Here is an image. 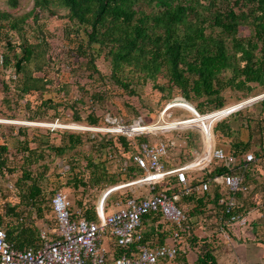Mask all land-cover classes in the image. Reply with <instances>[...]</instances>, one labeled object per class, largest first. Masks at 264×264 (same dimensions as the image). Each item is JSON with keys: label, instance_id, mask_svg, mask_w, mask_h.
Here are the masks:
<instances>
[{"label": "trees", "instance_id": "obj_1", "mask_svg": "<svg viewBox=\"0 0 264 264\" xmlns=\"http://www.w3.org/2000/svg\"><path fill=\"white\" fill-rule=\"evenodd\" d=\"M9 2L12 7L19 4V0ZM61 9L66 12L61 13ZM53 20H63L68 63L53 55ZM0 46V118L18 119L22 110L30 121H63L65 110L71 108L74 122L111 125L96 112L97 105L110 102L122 112L114 102L115 93L140 97V88L151 83L161 93V99H173L162 110L159 121H136L132 125L127 122L129 126L121 125L117 131L135 134L165 130L153 128L166 122L182 123L172 128L194 127L206 136L205 150L196 159V163H201L211 157L215 129L218 140H223V135L230 138L229 152L240 159V165L249 152L255 154L257 162L264 161V98L258 102V116L244 117V133L241 129L236 133L229 123L223 122L226 118L216 122L212 130L201 124L242 107L226 106L228 92L247 98L257 87L264 89V0H34L33 8L21 14L0 8ZM100 61L107 64L109 71L103 70ZM67 66L71 76L64 80ZM52 91L60 97H48ZM34 94L35 100L30 97ZM86 102L92 108L84 117L81 105ZM126 104L138 115L135 106L128 101ZM177 107L189 111L191 117L169 119V111ZM5 127H10L11 132L1 131ZM47 131L45 139L40 131L31 134L29 126L16 128L0 122V194L4 198L0 204V226L6 228L9 240L19 248L35 245L41 220H46L48 213L51 225H55L51 197L63 192V186L84 194L89 189L134 180L144 173L134 161L112 169V158L103 152H130L135 144L140 146L147 141L144 136L130 139L126 134L101 135L50 127ZM50 133L60 134V142H52ZM189 141L191 145L195 143ZM88 143L91 149L86 150ZM66 154L67 167L55 174L54 181L47 159L54 161ZM212 168L205 179L229 171L217 162ZM258 169L245 170L247 181L249 172L256 173ZM9 175H16L17 179L12 188L5 186L6 193L1 180ZM65 176L66 180H62ZM43 181L48 182V188L49 184L52 186L50 191ZM114 192L107 198V207L116 202L109 200ZM7 194L17 195V200H9ZM243 196L240 194V199ZM220 197L221 187L215 182L204 195L183 196L180 205L194 203V208L187 211L189 224L181 231L184 246L174 259L163 258L160 262L188 264L183 250L188 248L198 255L195 264H219L215 240L202 236L199 226L206 223L205 214L212 210L220 227L228 229L229 215L220 204ZM83 199L71 201L73 216L79 217L77 211L81 210L82 215L96 220L97 205ZM252 206L242 204L236 211L247 215ZM202 219L205 223H200ZM143 220L154 223L150 230L142 228L143 242L153 247L167 244L166 237H173L177 229L161 212L151 211ZM259 222L264 226V218L256 224ZM136 247L137 243L123 247L113 241L111 253L115 257L130 255Z\"/></svg>", "mask_w": 264, "mask_h": 264}, {"label": "built area", "instance_id": "obj_2", "mask_svg": "<svg viewBox=\"0 0 264 264\" xmlns=\"http://www.w3.org/2000/svg\"><path fill=\"white\" fill-rule=\"evenodd\" d=\"M0 121L10 120L0 119ZM108 122L115 123L111 119H108ZM59 125L54 124L53 127L58 128ZM118 125L121 126V123ZM87 128L106 133L117 131L116 128L108 127L88 126ZM187 128L193 127L159 131ZM197 130L204 140L203 151L198 153L194 160L173 168H168L164 161V158L169 154V145H171L168 141H143L138 147V151L132 155L133 161L144 171L143 175L107 191L105 201L97 204L96 220L82 215L81 210L77 211L80 216L74 217L71 201L61 192L51 197L50 204L55 225L50 226L44 222L40 226L39 239L34 246L17 247L14 242L9 240L6 228L0 226V264H159L163 258L172 260L184 246L181 231L185 230L189 224L187 209L182 204L180 205L181 199L183 196L192 194L204 195L211 190L213 182L223 186L219 202L229 215V227L232 229L248 227L250 224L249 214H241L236 209L240 207L239 195L250 191L245 170H254L255 167L256 169L259 167L255 154L247 153L243 157L244 164L240 165V159L226 149L217 147L214 143L210 159L207 162L196 163V159L206 147V136L202 131ZM214 162L225 166L229 171L205 179L204 175L213 171ZM238 166L240 167L238 168ZM190 173H196V175L190 177ZM172 178H176L177 181ZM134 186L139 189L144 187L147 192L145 191L143 194L142 190H139L137 193L127 194L107 207V198L112 192ZM158 187L161 188L159 192L157 191ZM110 207H113V210ZM151 211L161 212L165 220L176 224L177 229L172 244L153 247L143 242V218ZM108 237L123 247L137 243L136 250L130 255L123 254L115 257L105 244Z\"/></svg>", "mask_w": 264, "mask_h": 264}, {"label": "rangeland", "instance_id": "obj_3", "mask_svg": "<svg viewBox=\"0 0 264 264\" xmlns=\"http://www.w3.org/2000/svg\"><path fill=\"white\" fill-rule=\"evenodd\" d=\"M34 6V0H19V4L17 7H12L10 5L9 0H0V8L4 9V10H9L10 12H16L18 14L21 13H25L28 12L30 9H32ZM61 13H65L66 10L65 9H61L60 10ZM45 15H47V13H44ZM63 21V20H62ZM61 20H53L52 24L50 25L51 31L54 32V37L51 39L52 45H53V55L56 58V60L59 61H64L68 63V59L66 58V49H68L67 46V41L64 39V31H63V23ZM69 44H73V43H69ZM1 46H0V51H1ZM101 67L103 68L104 71H109V68L107 66V64L104 61H100ZM70 67L67 66V69L64 71V76H62V78L64 80H66L69 76H71V74L69 73ZM71 78V77H70ZM60 81V80H59ZM82 82H85V80H83ZM252 95H250L247 98H240L238 93H232V92H228L227 93V102H226V106L230 105V104H234L237 103L239 101L248 99V98H252L255 96H260L262 94H264V89L262 87H257V89L251 93ZM47 96H53L55 98H59L60 95L57 94L56 92H49L47 94ZM32 99H36V94L30 96ZM177 98V96H176ZM175 99V98H174ZM126 101L130 102L132 106H135L138 109V115L135 113V111L131 108L128 107V105L126 104ZM173 99L171 100H164L161 99V93L158 90H155L152 88V84L149 83L147 84L146 87H141L140 88V97L139 96H129V95H124L122 96L120 93H115V99L114 102H116L117 106L122 110V112H119L118 109H116L114 107V105L110 102H107L105 105H97L96 107V112L101 115L104 116V118L106 119V121L108 122V119H111L112 121H115V123L111 124V125H103V126H91V127H108V128H116V130H118V127H121L118 125V123H121V125H127V122L131 123L129 125H132L133 123H135L136 121H141L142 124H151L154 123L156 121H158L160 114L162 112V110H165V107L170 104V102H172ZM259 101H255L252 104H249L241 109H239L238 111H241L242 113H245V115H254V116H258V114L260 113L261 110V106L258 103ZM37 103V102H36ZM24 104V103H23ZM91 103L90 102H86L85 105H81L82 107V115L84 117L87 116V114L91 111ZM233 112V111H232ZM237 111L233 112V114H225L224 116L221 117H217L214 118L210 121L201 123L202 125L206 124V129L207 130H212L214 128V125L216 124V121L219 119L222 120L224 118H232L235 115L237 116L239 113H236ZM170 117L169 119H175V118H186V117H191V113H189V111H185L184 109L177 107L174 110H170ZM231 113V112H230ZM229 114V115H228ZM65 119L63 121H59V120H54L51 121V119L48 118H44L43 120H39V121H30L28 119H26L25 117V113L20 110V117L18 119H7L10 121H1L5 124H7V126H15L16 128L19 127L20 125H26L30 127V133L33 134V132H42L44 134L45 139H47V129L50 127L52 129H65V128H69L70 130L76 131V132H94V134H101L103 135L104 133H106L105 131H96V130H91L88 129L87 127L90 125H87L85 123H77L74 122L72 120V115H73V111L71 108H67L65 110ZM228 115V116H227ZM0 119H6V118H0ZM58 121V122H57ZM35 122V123H33ZM60 124L58 128H54L53 125L54 124ZM63 124V126H62ZM65 125V126H64ZM127 125V126H129ZM68 126V127H66ZM158 126H163L162 124L158 125ZM83 127V128H82ZM187 127V126H184ZM184 127H176V128H184ZM4 133H10L11 132V128L10 127H5L3 128ZM160 129H168V127H163ZM117 132V131H116ZM114 132V135H119V134H126L128 135V137L134 138L135 136H144L147 138V141H152V142H156V140H158L159 136H173L175 137L176 135H182L181 139L187 141L188 143H185V141H182V145L179 146L178 148H174L171 149L169 148V159L170 162L172 163H176V164H180L183 161H186L188 159H193L194 156L196 157L197 152L200 153L203 150V139L199 136V131L196 128H187L184 130H170V131H145L143 133H139V134H128L125 132ZM163 132V133H162ZM215 132V131H214ZM181 133V134H180ZM42 134V135H43ZM51 137L50 139L52 140V142H56L59 143L60 142V134L58 133H50ZM216 135V132H215ZM216 140H217V135H216ZM134 140V139H133ZM189 140H194L195 143H193L191 145ZM138 144H135L132 151L130 152H123V153H119V152H115L114 149H112V151H107L104 150L103 152L105 154H107L108 157L112 158L111 161V167L112 169H116L117 166L122 165V164H127L128 166L133 164V159H132V155L134 153H136L138 151ZM84 149L88 150L91 149V144L88 143ZM69 154H66L65 157H57L55 158V160H51V159H47L46 164L50 167L49 170V175L51 176L50 178L52 180H56L57 177L55 176V174L57 172H60L62 169H65L67 167V160H68ZM122 158V159H121ZM190 160V161H191ZM171 164V163H170ZM258 164L260 165V173H262L263 171V180H264V161L262 160H258ZM67 175V174H66ZM65 176L64 178H62V180H66ZM17 179L16 175H9L8 178L2 179L1 183H2V187L4 192H8L7 189L5 188V186H9L10 188L13 187L15 180ZM133 180V179H132ZM130 179L126 180V181H121L118 184H107L106 186L104 185V187H97V188H93V189H89L87 192H85L84 194H81L82 192L79 193H75L71 188L69 187H65L63 186L61 188V190L64 192V194L68 195L71 198V201L73 202L76 199H82L84 198L85 200L90 201L92 204H99L102 195L104 193H106L109 189H111L112 187H117L120 186L122 184H126L129 183L130 181H132ZM43 184L45 185V188H48V182L47 181H43ZM263 183L261 182L260 184H258L259 186H261ZM51 185L49 184V188L48 191L51 190ZM131 187L129 188H123L120 190H117L116 192H114L112 194V198H110V201H115L117 199H120L122 197H125L127 194H131L132 192L130 191ZM143 189V188H141ZM10 194V193H9ZM9 194H7V196H9ZM50 195L48 194V200H49ZM7 198V197H6ZM83 199V200H84ZM9 200H17V195L13 194L12 196H9ZM4 198L1 196L0 194V204L3 203ZM263 215H264V208H263ZM51 213H48L46 216V220H41L43 222H41L42 224H44V222L50 226L51 225ZM264 217H262L260 220H263ZM49 220V221H47ZM40 223V224H41ZM54 224V223H53Z\"/></svg>", "mask_w": 264, "mask_h": 264}, {"label": "crops", "instance_id": "obj_4", "mask_svg": "<svg viewBox=\"0 0 264 264\" xmlns=\"http://www.w3.org/2000/svg\"><path fill=\"white\" fill-rule=\"evenodd\" d=\"M240 101L234 104L229 105V109H234L236 107H240L242 105H239ZM234 106V107H233ZM245 107V106H244ZM220 112V111H219ZM247 116L245 113L238 114L237 116L235 115L232 118H226L223 122L224 123H229L230 126L236 131V133L239 132L241 129V132L244 133L242 124L244 121V117ZM181 134V133H180ZM182 135H176L175 137L173 136H159L158 140H165L168 141L171 145L170 148H178L179 146L182 145V141L184 142L185 140L181 139ZM202 137V136H201ZM216 137V135H215ZM223 140H216L215 138V145L217 147H222L229 151L231 149V144H230V138L224 137ZM203 139V138H202ZM185 143H188L185 141ZM203 146H204V140H203ZM213 144L211 146V150L213 148ZM204 148V147H203ZM203 151V150H202ZM198 154V152H197ZM196 154V157H197ZM169 154L164 158V161L166 162V166L168 168H173L175 166H179L181 164L189 162L191 159H188L186 161H183L180 164L172 163L170 162L169 159ZM192 160H194L196 158ZM191 160V161H192ZM171 163V164H170ZM257 165L259 166L258 162ZM260 169V166L258 167ZM259 169L257 172H249L250 177L248 178L249 181L248 184L250 185V191L246 194H243V198L240 199V205L243 204V206L250 205L251 203L253 206L250 208L249 211V221L250 224L246 228H235L232 229L231 227H228V229H223L220 227V224L218 220L216 219V214L214 211L210 210L207 211L205 214V221L202 219L200 223H205V224H200V231H203L202 236L209 237L211 239L215 240V245H216V254L218 257L219 264H264V226L262 225L261 222L256 224L258 220H260L264 215H263V208H264V180H263V171L260 173ZM196 173H190V177L195 176ZM200 175V174H198ZM176 180V178H172V180ZM177 181V180H176ZM263 183L261 186L258 184ZM219 185V184H218ZM221 187V194L223 192V186L219 185ZM129 188V187H128ZM139 190H142L143 194L145 193L146 189L143 187V189H139V187H131L130 191L132 193H137ZM147 192V191H146ZM182 206L187 209V211L190 208H194V203H182ZM110 209L113 210V207ZM191 220L194 222L195 218L192 217ZM154 223L151 220H144V226L143 230H150L152 229ZM198 227H196L197 229ZM159 242L160 240H156ZM167 244H172L173 243V237L171 235H168L165 239V242ZM106 246L109 248V250L112 252V245H113V240L108 237L105 240ZM186 252V260L188 264H195L198 255L195 251L191 249H183ZM113 255V254H112ZM160 264H185L183 261L180 263H169V262H160Z\"/></svg>", "mask_w": 264, "mask_h": 264}, {"label": "bare ground", "instance_id": "obj_5", "mask_svg": "<svg viewBox=\"0 0 264 264\" xmlns=\"http://www.w3.org/2000/svg\"><path fill=\"white\" fill-rule=\"evenodd\" d=\"M255 98L254 97H252V98H248V99H245V100H242V101H240V104L239 105H242V107H244L247 103H249V102H251V101H253ZM234 107V106H233ZM241 107V108H242ZM238 109V108H237ZM226 110V109H225ZM225 110H223V111H220V112H224ZM220 112H217V114L218 113H220ZM203 115H205V114H203ZM58 122V121H57ZM54 124V123H53ZM57 124V123H56ZM141 124V123H140ZM180 124H182V123H173V122H166L165 124H162L163 126H156V127H154L153 128V130H157V129H159V128H163V127H168V128H172L173 126H175V125H180ZM62 126H63V124H62ZM65 126V125H64ZM66 127H68V126H66ZM83 128V127H82ZM139 131V130H138ZM211 142L213 143V145H214V143H215V138H211ZM212 151V150H211Z\"/></svg>", "mask_w": 264, "mask_h": 264}, {"label": "water", "instance_id": "obj_6", "mask_svg": "<svg viewBox=\"0 0 264 264\" xmlns=\"http://www.w3.org/2000/svg\"><path fill=\"white\" fill-rule=\"evenodd\" d=\"M183 98V97H182ZM255 99L253 100V101H251V102H249V103H247L245 106H247V105H249V104H252L253 102H255V101H260V100H262L263 98H264V94H262V95H260V96H255L254 97ZM241 109V108H240ZM239 110V109H238ZM238 110H235V111H238ZM235 111H233V112H235ZM233 112H231V113H229V114H232ZM228 114V115H229ZM227 115V116H228ZM139 122H140V120H139ZM109 192V191H108ZM108 192L105 194V196H104V198H103V200H102V202L105 200V197L107 196V194H108Z\"/></svg>", "mask_w": 264, "mask_h": 264}, {"label": "clouds", "instance_id": "obj_7", "mask_svg": "<svg viewBox=\"0 0 264 264\" xmlns=\"http://www.w3.org/2000/svg\"><path fill=\"white\" fill-rule=\"evenodd\" d=\"M1 122V121H0Z\"/></svg>", "mask_w": 264, "mask_h": 264}]
</instances>
